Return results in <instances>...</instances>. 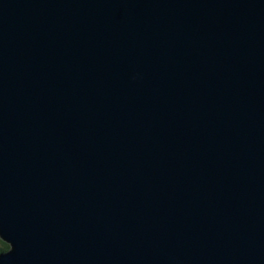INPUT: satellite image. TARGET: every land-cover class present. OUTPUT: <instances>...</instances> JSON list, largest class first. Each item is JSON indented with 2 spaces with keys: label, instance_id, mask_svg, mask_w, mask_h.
Returning <instances> with one entry per match:
<instances>
[{
  "label": "water",
  "instance_id": "water-1",
  "mask_svg": "<svg viewBox=\"0 0 264 264\" xmlns=\"http://www.w3.org/2000/svg\"><path fill=\"white\" fill-rule=\"evenodd\" d=\"M0 264H264V0H0Z\"/></svg>",
  "mask_w": 264,
  "mask_h": 264
},
{
  "label": "trees",
  "instance_id": "trees-1",
  "mask_svg": "<svg viewBox=\"0 0 264 264\" xmlns=\"http://www.w3.org/2000/svg\"><path fill=\"white\" fill-rule=\"evenodd\" d=\"M0 241L2 242L0 252L8 250L11 247V245L5 240L0 238Z\"/></svg>",
  "mask_w": 264,
  "mask_h": 264
},
{
  "label": "flooded vegetation",
  "instance_id": "flooded-vegetation-1",
  "mask_svg": "<svg viewBox=\"0 0 264 264\" xmlns=\"http://www.w3.org/2000/svg\"><path fill=\"white\" fill-rule=\"evenodd\" d=\"M0 249H1V247H0Z\"/></svg>",
  "mask_w": 264,
  "mask_h": 264
}]
</instances>
